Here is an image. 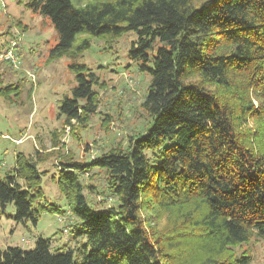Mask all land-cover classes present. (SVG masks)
I'll list each match as a JSON object with an SVG mask.
<instances>
[{
    "label": "trees",
    "instance_id": "obj_1",
    "mask_svg": "<svg viewBox=\"0 0 264 264\" xmlns=\"http://www.w3.org/2000/svg\"><path fill=\"white\" fill-rule=\"evenodd\" d=\"M15 1L56 31L49 60L79 55L93 36L109 41L134 31L128 56L150 75L141 101L149 120L126 145L90 160L58 155L51 178L77 218L74 236L91 245L82 261L38 237L31 250H0V264H253L247 250L235 249L264 239V0ZM12 22L1 36L27 30L17 21L14 36ZM68 67L76 84L58 116L60 130L74 135L97 113L100 84L85 64ZM23 76L0 84L8 103L25 89ZM32 89L30 81L28 97ZM44 161L18 152L12 172L0 176V209L12 203L17 221L57 210L41 203ZM92 169L103 172L115 199L100 211L81 180Z\"/></svg>",
    "mask_w": 264,
    "mask_h": 264
},
{
    "label": "rangeland",
    "instance_id": "obj_2",
    "mask_svg": "<svg viewBox=\"0 0 264 264\" xmlns=\"http://www.w3.org/2000/svg\"><path fill=\"white\" fill-rule=\"evenodd\" d=\"M11 20L14 36L19 32L15 25L17 21L27 28L17 38L1 36L11 25ZM15 39L18 41L15 54L17 52L20 64L15 69L8 62L0 61V84L15 82L23 76V71L25 89L30 81L33 89L29 97L24 89L10 103L0 96V176L12 172L18 152L33 157L39 152L45 160L37 164L39 171H45L41 174L40 187L44 194L41 203L54 204L57 210L41 211L35 223L31 219L20 222L14 219L13 204H7L4 210L0 209V250L9 247L31 250L36 239L43 237L48 238L52 252L70 251L73 261L80 262L91 245H85L86 237L74 236L72 225L77 218L51 178L58 173L56 160L60 153L69 151L74 159L87 161L101 148L124 146L130 135L142 132L149 117L142 109L141 101L150 75L140 71L139 61L128 56L131 42L136 39L134 31L109 41L93 36L89 39V47L79 55L49 60L48 50L56 44L57 33L48 18L33 14L15 0H0V44ZM73 62L85 64L100 84L95 88L99 94L97 113L86 126L76 128L74 135L69 126L60 130L61 117L58 116L60 100L65 95L70 96L76 84L68 67ZM52 131L59 135L54 137L56 146L52 145ZM81 180L86 185L84 194L88 203L95 211L112 206L115 199L105 193L102 171L92 169L83 174ZM164 223L161 218L153 226L160 229ZM244 249L252 257L253 264H264V239L241 244L235 254L238 256Z\"/></svg>",
    "mask_w": 264,
    "mask_h": 264
},
{
    "label": "built area",
    "instance_id": "obj_3",
    "mask_svg": "<svg viewBox=\"0 0 264 264\" xmlns=\"http://www.w3.org/2000/svg\"><path fill=\"white\" fill-rule=\"evenodd\" d=\"M17 45H18V41L16 39L12 40L10 41L9 46L5 48V51H3L4 49L0 51V61L8 62L15 69L19 65L18 56H16L15 54V49Z\"/></svg>",
    "mask_w": 264,
    "mask_h": 264
}]
</instances>
